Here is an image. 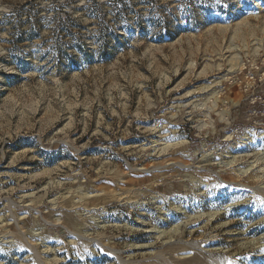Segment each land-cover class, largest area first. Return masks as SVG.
<instances>
[{
    "label": "rangeland",
    "instance_id": "rangeland-1",
    "mask_svg": "<svg viewBox=\"0 0 264 264\" xmlns=\"http://www.w3.org/2000/svg\"><path fill=\"white\" fill-rule=\"evenodd\" d=\"M229 3L0 0L1 264H264V0Z\"/></svg>",
    "mask_w": 264,
    "mask_h": 264
},
{
    "label": "bare ground",
    "instance_id": "bare-ground-1",
    "mask_svg": "<svg viewBox=\"0 0 264 264\" xmlns=\"http://www.w3.org/2000/svg\"><path fill=\"white\" fill-rule=\"evenodd\" d=\"M229 49V48H228ZM232 51V50H231ZM230 51V52H231ZM234 51V50H233ZM232 53V52H231ZM236 53V52H235ZM233 54V53H232ZM235 56L232 58L233 60H235V62H234V64H233V66H236V65H238L239 66V64L237 63L238 61V55H236V54H234ZM231 66V65H230ZM239 67H241V66H239ZM232 68V67H231ZM230 68V69H231ZM233 69V68H232ZM234 70V69H233ZM224 71V70H223ZM232 71V70H231ZM222 83V85H220V83H216V85L215 86H213V88L212 89H214V87H216V89L215 90H213L212 92H210L209 93V91L210 90H208V91H205V93H209L210 95H211V99H214L213 100V106L211 107V106H208V104L207 103H201V104H197L195 107L196 108H199V107H201V108H203V107H206V111H208V110H211V108H215L216 107V105L218 104V103H220L219 102V100H218V97L217 96H219L218 95V92H217V90H218V88L219 87H223V85H224V82H221ZM208 98V97H207ZM206 98V99H207ZM205 100H203V102H204ZM209 114V113H208ZM216 115V114H215ZM229 115V112L228 111H225V112H223V113H220L219 114V116L221 117V119H225L226 118V116H228ZM207 117H208V119H210V124H211V127H214L213 126V124H214V122H213V120H211V117L209 116V115H207ZM207 126V124H204L203 123V121L202 122H200V126H199V128H200V130H203L205 127ZM254 135V133H252V131L251 130H249L248 131V133L246 134V136H253ZM249 140H251L250 142L251 143H253V140H254V138L252 137H249ZM181 143L183 144L184 143V141H181ZM162 151V150H161ZM160 151V152H161ZM166 151V150H165ZM205 156H211V155H205ZM239 158V157H238ZM261 159L262 158H258V159H256V160H260L261 161ZM234 160H236V158L234 157V159H233V161ZM233 161H231V162H233ZM255 162V161H254ZM259 162V161H258ZM177 163V162H176ZM173 165V164H172ZM256 166V165H255ZM260 166V165H259ZM256 168H258V166H256ZM164 170V169H163ZM245 172H247V171H245ZM262 184L264 185V181L262 182ZM255 193H256V195L257 196H259V197H262V200L264 199V187H261L260 186V188L257 190V191H255ZM86 195V194H85ZM137 196V195H136ZM256 196V197H257ZM80 197V196H79ZM81 198V197H80ZM91 198V197H90ZM89 197L87 198L86 196L84 197V199L86 200V199H90ZM96 198V197H95ZM87 202V201H86ZM71 203H73V202H71ZM83 203V202H82ZM74 204H76V202H74ZM73 205V204H72ZM76 206V205H75ZM12 210V209H11ZM200 217H202V215L200 216ZM200 217L198 216V218L200 219ZM218 219V217L216 218V220ZM150 232H153V231H150ZM217 241V240H216ZM169 247H172V246H169ZM142 248V247H141ZM145 248V247H144ZM179 248H181V247H179ZM190 248V247H189ZM188 249V248H187ZM193 249V248H192ZM182 250V249H181ZM185 250V249H184ZM191 251V250H190ZM192 251H194V255L193 256H191V257H195V256H197V255H199V253L197 252V250H192ZM186 252V251H185ZM48 253V252H47ZM187 253V252H186ZM192 253V252H191ZM191 257H187V258H191ZM197 258V257H196ZM57 260H55V262H56ZM1 264V263H0ZM218 264V263H217ZM220 264V263H219ZM222 264V263H221Z\"/></svg>",
    "mask_w": 264,
    "mask_h": 264
},
{
    "label": "snow or ice",
    "instance_id": "snow-or-ice-1",
    "mask_svg": "<svg viewBox=\"0 0 264 264\" xmlns=\"http://www.w3.org/2000/svg\"><path fill=\"white\" fill-rule=\"evenodd\" d=\"M216 4L222 7V9H227L229 7H235L234 4L229 3V0H216Z\"/></svg>",
    "mask_w": 264,
    "mask_h": 264
}]
</instances>
